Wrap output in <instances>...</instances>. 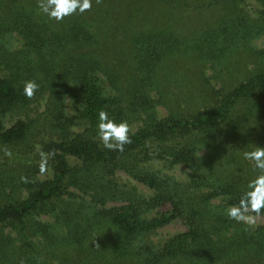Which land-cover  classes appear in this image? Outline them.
I'll return each mask as SVG.
<instances>
[{
  "label": "trees",
  "instance_id": "16d2710c",
  "mask_svg": "<svg viewBox=\"0 0 264 264\" xmlns=\"http://www.w3.org/2000/svg\"><path fill=\"white\" fill-rule=\"evenodd\" d=\"M246 1L93 0L58 22L0 0V264H264V226L227 214L260 174L242 152L264 148V0L257 18ZM101 110L130 125L123 151Z\"/></svg>",
  "mask_w": 264,
  "mask_h": 264
},
{
  "label": "clouds",
  "instance_id": "9594fccd",
  "mask_svg": "<svg viewBox=\"0 0 264 264\" xmlns=\"http://www.w3.org/2000/svg\"><path fill=\"white\" fill-rule=\"evenodd\" d=\"M92 7L93 0H40L39 3L41 12L58 22L76 14H84ZM38 88L35 81H27L24 95L31 99ZM98 121V137L105 148L123 151L124 145L131 143V127L127 121L117 122L103 110L98 113ZM244 157L255 162V168L260 170V174L248 185L249 190L243 194L239 208L233 206L228 209V216L238 222L247 219L244 213L251 211L259 216L261 209H264V148L257 147L256 151L244 153ZM43 171L42 163L41 172Z\"/></svg>",
  "mask_w": 264,
  "mask_h": 264
},
{
  "label": "rangeland",
  "instance_id": "374dc122",
  "mask_svg": "<svg viewBox=\"0 0 264 264\" xmlns=\"http://www.w3.org/2000/svg\"><path fill=\"white\" fill-rule=\"evenodd\" d=\"M245 5H246L247 10L256 18L259 12L262 11L263 9L262 4L258 0H247ZM263 42H264V39L256 40V43H263ZM8 44L16 49L18 46H20V41L15 39V41H9ZM208 74L211 75V72L209 71ZM262 101L264 102V97L262 98ZM43 106H44V103H42L40 106L41 112L43 111ZM260 111H264V109H261ZM161 114H165V113L161 112ZM259 127L264 128V120L259 123ZM225 131H226L225 126L219 129L220 134L227 140V143L230 146V149H235L236 143H237L235 140L237 139L236 138L230 139L229 137L227 138ZM237 144L238 146H241L242 143L238 142ZM244 153L245 152H242L243 155ZM248 161L250 162V165H255L254 161H251V160H248ZM70 163L74 164L75 162L74 160H70ZM151 166H152L151 169L153 168V170L155 171L161 170L163 174L173 176L179 182H185L187 179V171L183 167L178 166V167L170 168L167 165H164L163 162H156V163L151 164ZM49 176L50 174L46 173L42 177H49ZM117 180L121 184L126 183L129 187H132V185L135 186V188H137V190L142 192V194L145 196H149L151 194V191L146 189L144 186L137 184V183H133L125 173H118ZM215 203L217 205L221 204L220 200H217ZM244 215L247 217V219L242 220V222L246 224L247 226L251 227L252 229H257L258 227L264 226V216H261V215L257 216L251 211L244 213ZM185 230H186V225L181 221H177L157 231L155 234L151 235V237H149L146 241L153 243L154 245H158L159 243L163 244L168 239L174 237L180 232H184Z\"/></svg>",
  "mask_w": 264,
  "mask_h": 264
}]
</instances>
